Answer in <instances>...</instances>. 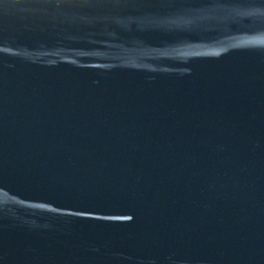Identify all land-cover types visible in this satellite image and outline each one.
<instances>
[{"label":"water","instance_id":"obj_1","mask_svg":"<svg viewBox=\"0 0 264 264\" xmlns=\"http://www.w3.org/2000/svg\"><path fill=\"white\" fill-rule=\"evenodd\" d=\"M0 264H264V0H0Z\"/></svg>","mask_w":264,"mask_h":264}]
</instances>
